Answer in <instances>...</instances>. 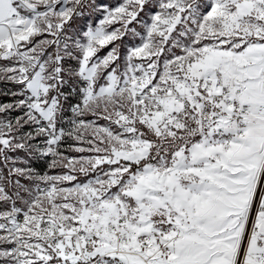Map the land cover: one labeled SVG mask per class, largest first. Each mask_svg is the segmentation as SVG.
<instances>
[{
  "label": "snow or ice",
  "instance_id": "1",
  "mask_svg": "<svg viewBox=\"0 0 264 264\" xmlns=\"http://www.w3.org/2000/svg\"><path fill=\"white\" fill-rule=\"evenodd\" d=\"M0 264H264V0H0Z\"/></svg>",
  "mask_w": 264,
  "mask_h": 264
}]
</instances>
